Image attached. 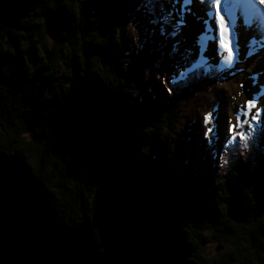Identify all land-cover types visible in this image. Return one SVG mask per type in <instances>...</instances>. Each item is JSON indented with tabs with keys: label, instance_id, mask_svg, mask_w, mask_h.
Instances as JSON below:
<instances>
[{
	"label": "trees",
	"instance_id": "trees-1",
	"mask_svg": "<svg viewBox=\"0 0 264 264\" xmlns=\"http://www.w3.org/2000/svg\"><path fill=\"white\" fill-rule=\"evenodd\" d=\"M177 1L0 0V150L111 264H264V130L210 154L200 113L226 79L185 68ZM213 240L231 251L203 259Z\"/></svg>",
	"mask_w": 264,
	"mask_h": 264
},
{
	"label": "rangeland",
	"instance_id": "rangeland-1",
	"mask_svg": "<svg viewBox=\"0 0 264 264\" xmlns=\"http://www.w3.org/2000/svg\"><path fill=\"white\" fill-rule=\"evenodd\" d=\"M198 1L200 2V0H178L176 2L177 6L175 5L177 12L173 13L171 18L175 21L174 27L177 26L179 31L182 32L180 36L184 41L185 49L193 55L194 60L195 58L198 60L195 65H190V59L184 58L185 68H208L212 65L217 69L219 75H223L226 79L225 84L220 87L216 95L217 100L219 99L220 102L219 109L200 113L202 122H204V116L210 114V119L204 125L203 130L206 131L211 128L213 131L208 134L207 138L204 136V140L212 148L209 150L210 154L215 156L216 149L219 152L224 150L225 143L230 141L232 145L234 142L239 141V137L235 136L236 132H245L241 126L237 127L238 129L234 128L235 130L231 134L228 133L227 129L229 123L237 124L238 117L240 122L250 120L255 109H252L247 116L244 115L245 109L243 106L248 99L256 100L257 107L261 108V117L264 118V6L253 3V1L222 0L221 11L229 19L227 23L229 31L224 40L226 47L221 48V30L214 20L215 10L212 9L213 18H209L207 12L210 6L207 5V2H200L201 5ZM225 4L229 6V9L224 10ZM254 5L256 6L253 7ZM201 6L205 8L203 9ZM252 9L255 11V16L250 13ZM227 11H231L232 15H228ZM178 17L182 22L177 21ZM234 29H236V33ZM129 32L135 41H141L137 26H132ZM44 42L46 49L50 50L53 44V36L49 30L46 33ZM229 49L232 50L231 56L229 55ZM169 55L172 56V54ZM169 58L170 56L167 57V61ZM65 60V58L60 60L62 67L65 66L64 63L62 65V61L65 62ZM178 71H182V68H179ZM185 74H187V71ZM171 78L172 81H179L174 75ZM253 123L255 127L251 130H264V122L258 120ZM233 136H235V139L230 138ZM245 141L240 140L239 143L244 144ZM243 148L242 146L241 149L243 150ZM219 159L222 160V155ZM219 159L218 161H220ZM31 161L33 160L31 159ZM92 162H94L93 158L89 163ZM76 165H78L77 161L75 163L77 168ZM96 200L95 209L99 215H103L105 213L103 200ZM99 215H96V218H99ZM226 251H231L228 244L213 240L203 246L201 256L203 259L213 260Z\"/></svg>",
	"mask_w": 264,
	"mask_h": 264
},
{
	"label": "water",
	"instance_id": "water-1",
	"mask_svg": "<svg viewBox=\"0 0 264 264\" xmlns=\"http://www.w3.org/2000/svg\"><path fill=\"white\" fill-rule=\"evenodd\" d=\"M0 264H111L85 226L63 225L26 160L0 150Z\"/></svg>",
	"mask_w": 264,
	"mask_h": 264
},
{
	"label": "snow or ice",
	"instance_id": "snow-or-ice-1",
	"mask_svg": "<svg viewBox=\"0 0 264 264\" xmlns=\"http://www.w3.org/2000/svg\"><path fill=\"white\" fill-rule=\"evenodd\" d=\"M201 3H205L207 2V4L210 6L209 7V11L207 12V16L209 18H213V11L212 9L215 10V16H214V20H215V23L217 25H219V28L221 30V48H224L226 47V44L224 43V40L226 39L227 37V34H228V31L229 29L226 27L225 25V19H224V16L221 14V3H222V0H200ZM254 3L256 4H260L262 6H264V0H254ZM228 8L229 9V6L227 4H225V8L224 10ZM226 12V11H225ZM228 15H232V12L231 11H227ZM232 54V50L229 49V55L231 56ZM169 83H172V81H169ZM171 88L167 89L166 91H169L171 92ZM245 111H244V115L247 116L248 113L252 110V109H255V112L251 115L250 117V121L247 125L248 128H254L255 127V124L253 122H256L258 120H260L261 122H264V118L261 117V108L260 107H257V102L255 99H248L246 102H245V105L243 106ZM210 119V114L208 115H205L204 116V123L207 124L208 121ZM239 124H240V121H239V117L237 118V124L236 125H233L231 123H229V126H228V133L231 134L233 131H234V128H237L239 127ZM213 130L211 128L207 129L205 132H204V136L205 138L208 137V134L210 132H212ZM235 136H238L240 140H245L247 138V134L245 132H236L235 133ZM235 136L233 137H230L231 139H235ZM247 146V145H245ZM224 163H227V161H224Z\"/></svg>",
	"mask_w": 264,
	"mask_h": 264
},
{
	"label": "bare ground",
	"instance_id": "bare-ground-1",
	"mask_svg": "<svg viewBox=\"0 0 264 264\" xmlns=\"http://www.w3.org/2000/svg\"><path fill=\"white\" fill-rule=\"evenodd\" d=\"M242 2H252L253 1V3H254V0H241ZM226 2V1H225ZM198 3L199 4H201L199 1H198ZM202 5V4H201ZM208 5V4H207ZM256 5H254L253 7H255ZM203 9L205 8L204 6H201ZM254 9V8H253ZM251 10V12L250 13H252L253 14V16H255V11L254 10ZM224 11V10H223ZM221 14L224 16V19H225V25H226V27L228 28V17L221 11ZM200 16V15H199ZM202 24V23H201ZM236 31V29H234V32ZM236 33V32H235ZM221 34V33H220ZM220 36V35H219ZM189 42V41H188ZM198 47V46H197ZM200 50V49H199ZM197 51H198V49H197ZM156 74V73H155ZM211 93V92H210ZM222 102V101H221ZM194 117V116H193Z\"/></svg>",
	"mask_w": 264,
	"mask_h": 264
}]
</instances>
